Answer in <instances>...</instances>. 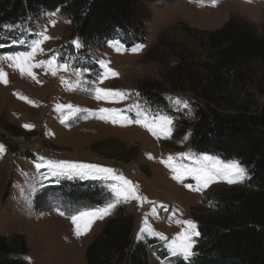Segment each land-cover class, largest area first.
Listing matches in <instances>:
<instances>
[{
    "label": "rangeland",
    "instance_id": "1",
    "mask_svg": "<svg viewBox=\"0 0 264 264\" xmlns=\"http://www.w3.org/2000/svg\"><path fill=\"white\" fill-rule=\"evenodd\" d=\"M137 14L143 23L140 34L143 42L137 45L144 47L139 52L131 51L132 47H127L117 37L106 43L84 44L72 27L68 5L53 11L42 9L13 22H0V57L27 50L36 34L46 27L52 39L42 45L44 52L38 53L35 60H45L51 55L49 50H57L61 54L58 62L68 63L66 71L57 69L55 75L46 66L33 68V77L12 67L11 61L0 59V70L6 73L8 81L5 84L0 80V144L5 149L0 154V235L12 238L19 233L24 237L28 252L21 258L26 262L35 247L39 248V255H43L40 259L43 264H80L76 260L78 256L84 262L85 242L100 233L106 218H111L107 215L96 219L85 235L76 236L71 216L97 207H87L88 201L81 197L74 200L69 195L72 186L65 183L96 182L106 190L108 195L104 193V196L110 198L109 203L114 197L111 192L114 181L97 178L93 173L68 172L53 176L52 169L46 166L48 160L100 164L123 173L138 185L139 194L146 200L121 202L116 207L123 206L134 215V243L156 240L149 247L150 264H176L178 259L184 258L172 256L168 242L160 235L141 233L145 217L152 231L171 239L186 227L177 220H192L199 231V220L218 213L222 196L232 190L248 195L257 191L248 184L251 174L246 167L247 176L242 182L230 184L216 178L204 188L194 176L174 179L173 168L163 161L172 155L173 166L191 165L192 160L188 156L181 158V153L193 158L208 154L225 163L237 161L200 153L191 147L197 121L193 105L201 98L190 87H175L171 79L178 66L183 65L194 68L208 84L200 68L208 59L206 33L223 27L235 17L251 25L254 32L263 37L264 0H217L215 4L213 0L143 2L137 7ZM52 20L57 22L55 26L51 25ZM13 39H22L25 43L13 44ZM73 40H79L81 46L75 47ZM100 61H110L108 66L119 75L109 74L107 79L98 82V75L104 71ZM243 70L249 75L246 88L235 83L236 77L230 75V84L220 93L236 105L226 107L230 105L223 101L219 108L222 112L234 113L236 107L249 106L258 110L251 105V100L264 105V64L252 59L243 64ZM62 77L64 82H61ZM96 87L125 91L128 98H117L115 102L97 99ZM177 97L187 101L188 108L177 104ZM57 105L63 107L58 109ZM69 105L71 107H67ZM101 108L123 109L133 118L138 112L149 116L166 113L173 117L171 135L165 138L159 131L153 135L143 124L100 119L98 110ZM26 124L34 126L27 128ZM37 164L42 167L37 169ZM129 165L139 170L137 177L128 176L124 167ZM197 187L201 190H194ZM31 234L32 247L28 237ZM198 238H193L195 254Z\"/></svg>",
    "mask_w": 264,
    "mask_h": 264
},
{
    "label": "trees",
    "instance_id": "2",
    "mask_svg": "<svg viewBox=\"0 0 264 264\" xmlns=\"http://www.w3.org/2000/svg\"><path fill=\"white\" fill-rule=\"evenodd\" d=\"M158 1L169 0H0V22H13L42 9L53 11L68 5L72 27L84 44L106 43L117 37L127 47H133L143 42V23L137 7L143 2ZM206 35L208 59L200 68L208 84L194 68L183 65L178 66L171 79L175 87H190L201 98L193 105L197 121L191 147L200 153L241 162L251 174L248 184L257 191L248 195L232 190L222 196L218 213L199 220L195 256L178 259L176 264H264V105L251 100L258 110L236 107V112L226 113L219 109L223 101L230 105L226 107L234 105L220 93L230 84V75L236 77L235 83L245 87L249 75L243 64L252 59L264 64V36H258L251 25L235 17ZM65 185L72 186L69 195L74 200H87V207L110 201L104 196L106 190L96 182ZM134 225V215L120 206L87 246L86 264H150L149 247L156 240L134 243ZM27 252L21 234L12 238L0 235V264H29L21 258Z\"/></svg>",
    "mask_w": 264,
    "mask_h": 264
},
{
    "label": "snow or ice",
    "instance_id": "3",
    "mask_svg": "<svg viewBox=\"0 0 264 264\" xmlns=\"http://www.w3.org/2000/svg\"><path fill=\"white\" fill-rule=\"evenodd\" d=\"M215 3H217V0H213V4ZM54 14L55 13H53V15ZM50 23L52 26H55L57 22L52 20ZM50 39H52V37L47 34V28L45 27L43 31L37 33L36 37L32 39L27 50L17 51L14 54H8L6 56L0 57V59H7L11 61L12 67L18 68L22 73L27 72L33 77H35V74L32 72V69L36 67L46 66L52 70L53 75L56 74L57 69H63L66 71L68 69V63L58 62L57 58L60 57L61 54L57 50H49L51 55L45 60H35V56L38 53L44 52L42 45ZM12 43L24 44L25 41L22 39H13ZM116 43L119 45V41ZM72 44L77 48L81 46L79 40H73ZM143 47V44L133 46L131 51L139 52ZM120 50L121 49L117 46V51ZM99 63L101 64V67L104 69V71L98 75V82H102L104 79H107L109 74L112 76L119 75L115 69L108 66L111 63L110 61H100ZM87 70L88 69H85V71ZM0 80H2L5 84L8 82L6 73L3 70H0ZM97 81H93V83H97ZM61 82H64L63 77L61 78ZM95 94L97 99L110 100L112 102H115L117 98H119V100H125L128 98V94L125 91L102 87H96ZM21 98L26 99V97ZM175 102L177 104L182 103L184 108H188V102L181 101L179 97L176 98ZM61 107L63 106L57 105L58 109ZM67 107L71 106L69 105ZM98 113L100 114V119H109L112 123L125 122L127 124H143V126L151 131L153 135H157V132L159 131L164 134L165 138H167L172 132L173 117L166 113L156 112L149 116L147 113L138 112L136 118L128 116L123 109L117 108H101L98 110ZM67 118L68 117L66 116L65 119ZM24 126L31 128L34 125L26 124ZM4 151V145L0 144V154H2ZM179 155L181 158L188 156V158L192 160V164L186 166L181 163L173 166L174 157L172 155H169L167 160L163 161L169 167L173 168L175 173L174 179L176 180H181L183 176H194L198 184L201 187L206 188L216 178L225 179L231 184L242 182L247 176V169L239 161L225 163L218 157L208 154H204L195 158L186 153H181ZM46 166L52 169L51 174L53 176L63 175L68 172H73L77 175H87L88 173H93L97 176V178L114 181V183L111 185V192L114 193V197L111 202L107 203L103 207H97L86 211H77L76 214L71 216L72 223L75 226L76 236L85 235L90 230L91 225L96 219H102L104 216L109 215L111 210L114 209L117 204L121 202L127 203L130 200H136L140 202L146 200V197H143L139 194L138 185L134 184L123 173H118L113 168L100 164H87L70 160H48ZM36 167L39 169L42 167V165L37 164ZM187 186L189 188L192 187L191 185ZM194 190L199 191L201 188L197 187ZM153 211H155V209H153ZM177 223H183L186 227L184 230L176 234L175 237L169 239L163 234H157L152 231L148 226L147 217H145L144 227L141 229V233L160 235L161 239L168 242L167 246L172 256H182L185 260H188L193 255H195V243L193 238L199 236L200 233L197 230L196 223L192 220H177Z\"/></svg>",
    "mask_w": 264,
    "mask_h": 264
},
{
    "label": "crops",
    "instance_id": "4",
    "mask_svg": "<svg viewBox=\"0 0 264 264\" xmlns=\"http://www.w3.org/2000/svg\"><path fill=\"white\" fill-rule=\"evenodd\" d=\"M120 207V206H119ZM119 207H115L114 209H112V212L108 215V217H112L116 212H117V210H118V208ZM106 221H107V218H106ZM19 234V233H18ZM33 234H31L30 236L28 235V237H29V239H31L30 241H29V244H30V247H32V245L34 244V242H33ZM92 241V240H91ZM91 241H89V242H85V244H84V246L82 247V249H83V252L85 253V260H84V262H82V260H81V257L80 256H78L77 258H76V260L78 261V262H80V264H86V248H87V246L89 245V243L91 242ZM41 246H42V244H41ZM36 249L32 252V253H30V257H29V259L27 260V262L29 263V264H43V262H41L40 261V259H42V257H43V255H39L40 254V250H39V248H37V247H35ZM42 254V253H41Z\"/></svg>",
    "mask_w": 264,
    "mask_h": 264
},
{
    "label": "built area",
    "instance_id": "5",
    "mask_svg": "<svg viewBox=\"0 0 264 264\" xmlns=\"http://www.w3.org/2000/svg\"><path fill=\"white\" fill-rule=\"evenodd\" d=\"M124 168H125L126 173L128 174V176H130V177H137V175H138L137 173H138L139 170L136 167L129 165L128 167L126 166Z\"/></svg>",
    "mask_w": 264,
    "mask_h": 264
},
{
    "label": "bare ground",
    "instance_id": "6",
    "mask_svg": "<svg viewBox=\"0 0 264 264\" xmlns=\"http://www.w3.org/2000/svg\"><path fill=\"white\" fill-rule=\"evenodd\" d=\"M35 146H38V144H35Z\"/></svg>",
    "mask_w": 264,
    "mask_h": 264
}]
</instances>
